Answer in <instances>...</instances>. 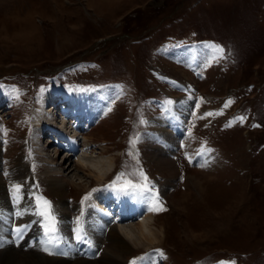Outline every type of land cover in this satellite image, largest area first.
Listing matches in <instances>:
<instances>
[{"label": "rangeland", "instance_id": "374dc122", "mask_svg": "<svg viewBox=\"0 0 264 264\" xmlns=\"http://www.w3.org/2000/svg\"><path fill=\"white\" fill-rule=\"evenodd\" d=\"M51 93L67 95H57L56 119L65 116L62 102L76 115L81 106L93 114L80 127L62 126L79 132L70 135L74 151L65 139L60 145L34 128L46 98L53 106ZM179 100L185 107L180 123ZM162 118L177 121L181 132L160 155L156 147L166 142L156 120ZM67 119L66 126L77 124ZM82 142L94 161L112 158L110 173L96 180L97 165L89 163L91 171L66 175L72 182L59 195L41 176L43 164L81 162ZM19 158L35 175V213L44 210L43 200L50 202L54 234L63 232L53 210L60 199L79 208L103 188L114 197L106 184L150 189L158 199L149 204L163 210L151 211L146 223L162 232L159 241L130 242L133 251L121 264H264V0H0V172L11 194L20 188L14 180ZM12 215L14 221L16 209ZM73 233L63 235L74 243ZM80 236L70 247L76 255L99 259L103 251H118L104 239L89 250L88 236ZM13 244L31 253L28 245ZM49 245L34 248L66 256Z\"/></svg>", "mask_w": 264, "mask_h": 264}, {"label": "bare ground", "instance_id": "6f19581e", "mask_svg": "<svg viewBox=\"0 0 264 264\" xmlns=\"http://www.w3.org/2000/svg\"><path fill=\"white\" fill-rule=\"evenodd\" d=\"M49 98L53 106L49 105L47 107L45 105V103L48 101V99L46 98L45 103L41 105V110L37 111L36 115L33 118L35 120V123L38 124L34 126V128L41 129L42 131L46 132V134H49V137H51L57 143H60V145H64L62 138L65 136L71 138L70 135L72 134L62 129V126L65 124L64 127L72 128L73 125L71 124L74 123L75 126L77 125L78 127H80V122L83 119L89 120L93 114L89 111H85L84 107L81 106L79 107V113L77 115L76 111L74 114L66 112L65 116H63V114L60 115V121L59 119H56L54 117V109L58 105L59 98L58 96L54 95L50 96ZM177 102L178 103L175 105L176 108L174 111V115L178 119L177 121H179L180 123V121L183 120V115L185 114V107L183 101L179 100ZM62 104L64 106L67 105L65 102H62ZM96 108L97 106L95 104L94 108H92V111H94ZM67 115H69L68 119L66 118ZM70 117L78 119L77 124L75 122L76 120H71L67 121L69 122L70 126H66V123H64L63 119L65 118L69 120ZM56 120L58 121L57 123ZM167 120V118L156 120V123L159 124V129L163 131L161 132L163 133V137H161L166 142V147H156V149L160 151V155L163 153L166 154L167 149L170 150L173 146H175L174 141L177 138V134L181 132L180 126L178 125L177 121L175 122V120H168L169 122H167ZM77 132L78 130L73 132L72 136H76L79 133ZM55 133H57L58 137ZM85 139L86 141H88L87 136L85 137ZM71 140L75 143L74 138H71ZM39 144L36 147L37 150L42 149ZM81 144V151H83V153L81 154L80 159L82 160L77 164L74 163L73 165V163H68L66 165H63L62 168H60L61 166L54 167L50 166L49 163L47 164L43 162V165H45L46 169L44 171V174H42L41 176L43 177V179H46L45 182L48 181V186L59 195L65 192L63 188L64 184L72 182V179L71 181L68 180L69 177H67L66 175H68L69 173H72L73 175H78V172L84 169L91 171L92 168L90 167L93 166L89 167V163L90 165L93 164L98 166H96L97 169H92L93 172L95 171L94 175L96 180H103L107 178L110 173L111 166L113 165L112 158H108V160L98 159L94 161L93 158L88 156V153H86V150L84 149V146H86L88 143L82 142ZM65 147L67 148L69 146L65 145ZM92 151L94 150H91V152ZM106 151L104 150V148H101V154L106 153ZM67 154L68 156H70L72 153L68 151L66 152V155ZM20 159L21 158H19L17 161L18 163L16 174L14 175V180L19 182L18 184L20 188L19 191H17L15 194L7 192L10 187L7 189L6 185L8 183L6 184L4 177L0 172V245H3L0 247V264H121V257L126 254L128 255L133 251L130 242L133 244L142 243L148 246L149 243H154L157 240L159 241L158 238L160 237L158 236H160V233L162 232H159L160 230L152 229L148 225L149 223H146L148 222V220H151L154 217L151 211H149V207L147 203H145V199L138 198L135 195L131 194V192L122 193L121 189H117L114 192L115 196L112 197V193L110 191L111 189L104 190L105 188H103L99 190L94 196V202H97V205L99 206H96V204L94 205V202L92 204L89 202L85 204V206L80 205L79 208H71L68 205V202L64 199H60L61 201L54 205V213L60 219L59 224H61V229L64 234H70L71 232H74L71 235L74 243L65 238L66 235H63V232L59 234H52L54 236V239L52 240L51 245H57L59 246V249L63 251L65 250L66 253L63 254L66 255L65 257H52L49 255H42V253H37L34 247L39 244L46 243L48 238L45 236V234L42 232V229L38 225L39 217L35 213V205L34 202H32V192L34 191L35 175L31 172L30 168L26 165V163H23ZM48 161H52V158H50V160ZM62 171H65V173H62ZM196 183L198 185L197 187L199 188L201 182L196 180ZM74 184L77 185L79 183L76 182ZM120 194L122 198L125 197L122 199L120 206L122 205V203H125L128 205V208L130 210H127L126 212H120V210H117V212H115L112 210L115 218L114 222H117L112 225L110 221L113 220V217L111 216V218L108 219L106 214L108 215L107 212L111 210V207H113L114 209H118L115 208L116 204H113L112 200L116 199ZM12 205L14 206L13 208L11 207ZM101 207L103 209H101ZM99 208L101 209V211ZM15 209L16 219L13 221L12 213L15 212ZM137 216H141V218L140 222L137 221L136 224L131 220H133L132 218ZM77 217L80 218L79 234H86L88 236L87 247L89 250L93 246L100 247L99 244L101 242L103 243L104 239L112 241L113 244H115V249H118V251L115 253H106L105 251H103L104 253L100 255L99 259H95V257H84L83 255L80 256L76 255L75 253H72L70 247L74 248V244L77 243ZM72 227L74 228V231H71ZM18 228L20 229L19 232L17 231ZM61 235L62 237L60 239L59 236ZM14 242L20 243L22 245H28V247H30L31 253L16 251L13 247ZM67 248H69V250ZM81 248L83 249L84 246ZM19 254L22 256L20 257ZM137 264H145V262L144 260H141Z\"/></svg>", "mask_w": 264, "mask_h": 264}, {"label": "snow or ice", "instance_id": "6c2138e0", "mask_svg": "<svg viewBox=\"0 0 264 264\" xmlns=\"http://www.w3.org/2000/svg\"><path fill=\"white\" fill-rule=\"evenodd\" d=\"M209 47L213 48L215 51L217 52H220L222 53L223 52V49L220 48L219 46H216V45H209ZM168 104H171L172 101L169 100L167 101ZM225 107H227V104L225 105ZM110 110V109H109ZM206 116H211L213 115V113L209 112V113H205ZM239 119H244V118H239ZM143 122V121H142ZM130 143H134L133 141H130ZM208 151H211V149H209ZM141 175H143V173H141ZM146 179V178H145ZM115 182H113L114 184ZM113 185H108L106 187H112ZM93 192L96 191V189H93L92 190ZM123 191L125 192H131V194L135 195L136 197L138 198H143L145 200L149 199V198H152L153 200H156L158 199L157 197H155L150 189H147V186L146 185H141V186H138V185H134V184H131L129 182V184H127L125 186V188L123 189ZM91 196V193H88L85 195V197L82 199V203L87 200L89 197ZM43 205H44V210H40V211H37V215L38 216H41L44 218L45 220V223L43 224V227H44V233H45V236L48 238L47 241H46V244H51L52 243V240L54 239V236L52 234L56 233L57 231V228H56V222H55V217L51 215V213L48 211V209H50V202L47 201V200H43ZM163 210L162 206L161 207H150L149 208V211H161ZM79 217H77V223H78V227L76 229V232H77V235H76V239L79 241L81 240V236L79 235V232H80V228H79ZM50 222V223H49ZM17 231L19 232L20 229L18 228ZM0 246H3V245H0ZM43 251L45 252H48V254L52 255V254H55L51 249L50 247L48 246H45L43 248ZM156 251H159V250H156ZM162 255V253H161ZM140 259H143V258H140ZM130 264H135V261L133 262H130ZM154 264V262H153Z\"/></svg>", "mask_w": 264, "mask_h": 264}]
</instances>
